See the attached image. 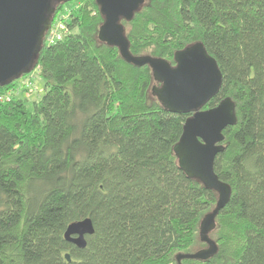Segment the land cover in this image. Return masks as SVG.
<instances>
[{
  "label": "trees",
  "instance_id": "1",
  "mask_svg": "<svg viewBox=\"0 0 264 264\" xmlns=\"http://www.w3.org/2000/svg\"><path fill=\"white\" fill-rule=\"evenodd\" d=\"M74 2L70 33L44 41L24 75L39 69L42 96L7 99L19 79L0 85V264H264V0H144L121 20L134 56L174 66L202 42L223 80L201 110L235 103L214 163L231 188L211 233L217 250L180 261L205 246L200 223L219 196L175 151L193 112L166 110L150 65L99 38L97 0ZM87 217L95 233L80 249L65 232Z\"/></svg>",
  "mask_w": 264,
  "mask_h": 264
},
{
  "label": "water",
  "instance_id": "2",
  "mask_svg": "<svg viewBox=\"0 0 264 264\" xmlns=\"http://www.w3.org/2000/svg\"><path fill=\"white\" fill-rule=\"evenodd\" d=\"M74 0H0V85L19 79L34 69L45 35L51 27L57 4ZM105 21L99 38L117 46L128 61L149 64L154 79L161 85L156 95L161 105L173 113L193 112L184 125L175 151L187 175L200 180L206 188L218 192L217 207L200 223V238L208 244L193 254H180L177 259H206L217 250L209 234L214 230L218 211L227 203L231 188L219 180L214 171L217 154L223 150V131L236 123L235 103L226 98L216 107L201 110L214 97L223 76L216 60L202 42H196L175 53L176 65L162 58L134 56L129 51L121 20H131L144 0H97ZM95 233L90 217L74 221L65 232V239L80 249L87 246V236ZM71 261V255H65Z\"/></svg>",
  "mask_w": 264,
  "mask_h": 264
},
{
  "label": "built area",
  "instance_id": "3",
  "mask_svg": "<svg viewBox=\"0 0 264 264\" xmlns=\"http://www.w3.org/2000/svg\"><path fill=\"white\" fill-rule=\"evenodd\" d=\"M78 6L79 5H74L73 8L72 6L68 7L64 5L55 15L53 22L51 23V27L45 35L44 41L47 45H53L62 41L70 33L68 22L71 20L73 13ZM34 77L36 78V76L30 74L19 78L18 83H16L15 87L5 94V97L7 99H10L11 96L26 98L33 95V93L37 91L40 92L39 87H37V84L35 83Z\"/></svg>",
  "mask_w": 264,
  "mask_h": 264
},
{
  "label": "rangeland",
  "instance_id": "4",
  "mask_svg": "<svg viewBox=\"0 0 264 264\" xmlns=\"http://www.w3.org/2000/svg\"><path fill=\"white\" fill-rule=\"evenodd\" d=\"M73 2L74 1H71V2L65 3L64 5H66L68 7L72 6L74 8V5H80V3H81V2L80 3H77L76 2V3L73 4ZM81 6H82V3H81ZM31 74H33L34 76H36V78L34 77V80H35V83L37 84V87H39L40 92L37 91V92L33 93V95H30L29 97H26L27 99H29L30 103H32L34 100L39 99V97L42 96V93L45 90L44 89V81L40 78V75H39L40 74L39 73V69L36 68ZM208 213H211V212H208ZM211 233H212V231H211ZM211 233L209 234V238H211ZM207 247H208V244L207 243H205V246L192 247L190 250H188L186 252V254H193V253L199 251L200 249H205Z\"/></svg>",
  "mask_w": 264,
  "mask_h": 264
}]
</instances>
